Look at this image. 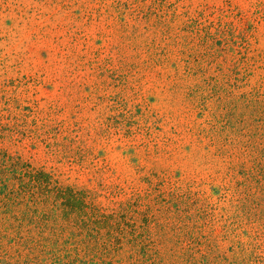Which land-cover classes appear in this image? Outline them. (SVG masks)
<instances>
[{"label": "rangeland", "instance_id": "374dc122", "mask_svg": "<svg viewBox=\"0 0 264 264\" xmlns=\"http://www.w3.org/2000/svg\"><path fill=\"white\" fill-rule=\"evenodd\" d=\"M3 156L106 212L198 199L264 264V0H0Z\"/></svg>", "mask_w": 264, "mask_h": 264}, {"label": "trees", "instance_id": "16d2710c", "mask_svg": "<svg viewBox=\"0 0 264 264\" xmlns=\"http://www.w3.org/2000/svg\"><path fill=\"white\" fill-rule=\"evenodd\" d=\"M88 195L19 159L0 158V264L228 261L198 225L210 215L198 199L134 197L106 212Z\"/></svg>", "mask_w": 264, "mask_h": 264}]
</instances>
